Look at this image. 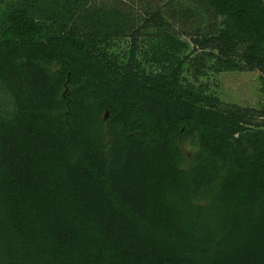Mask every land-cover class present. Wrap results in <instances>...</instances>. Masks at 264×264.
Segmentation results:
<instances>
[{
  "label": "trees",
  "instance_id": "obj_1",
  "mask_svg": "<svg viewBox=\"0 0 264 264\" xmlns=\"http://www.w3.org/2000/svg\"><path fill=\"white\" fill-rule=\"evenodd\" d=\"M206 68L264 87V0H0V264H264V104Z\"/></svg>",
  "mask_w": 264,
  "mask_h": 264
},
{
  "label": "rangeland",
  "instance_id": "obj_2",
  "mask_svg": "<svg viewBox=\"0 0 264 264\" xmlns=\"http://www.w3.org/2000/svg\"><path fill=\"white\" fill-rule=\"evenodd\" d=\"M204 21H206L204 19ZM123 43L118 41L116 49H120ZM185 74L190 79L215 91L224 101L235 102L244 106L258 107L264 104V87L255 69L222 70L215 72L209 68L199 76H193L188 71Z\"/></svg>",
  "mask_w": 264,
  "mask_h": 264
}]
</instances>
